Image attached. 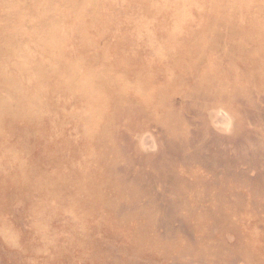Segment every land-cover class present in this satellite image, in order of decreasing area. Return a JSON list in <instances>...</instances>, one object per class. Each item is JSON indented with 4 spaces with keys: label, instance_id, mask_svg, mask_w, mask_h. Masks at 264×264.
<instances>
[{
    "label": "rangeland",
    "instance_id": "rangeland-1",
    "mask_svg": "<svg viewBox=\"0 0 264 264\" xmlns=\"http://www.w3.org/2000/svg\"><path fill=\"white\" fill-rule=\"evenodd\" d=\"M0 264H264V0H0Z\"/></svg>",
    "mask_w": 264,
    "mask_h": 264
}]
</instances>
